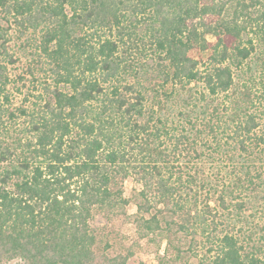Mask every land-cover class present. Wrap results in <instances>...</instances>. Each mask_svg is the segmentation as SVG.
Masks as SVG:
<instances>
[{
	"label": "trees",
	"instance_id": "obj_1",
	"mask_svg": "<svg viewBox=\"0 0 264 264\" xmlns=\"http://www.w3.org/2000/svg\"><path fill=\"white\" fill-rule=\"evenodd\" d=\"M0 14L34 37L12 45L0 23V264H127L90 225L127 204V177L139 234L174 251L158 264H190L178 234L203 247L196 264H264V0H0Z\"/></svg>",
	"mask_w": 264,
	"mask_h": 264
},
{
	"label": "rangeland",
	"instance_id": "obj_2",
	"mask_svg": "<svg viewBox=\"0 0 264 264\" xmlns=\"http://www.w3.org/2000/svg\"><path fill=\"white\" fill-rule=\"evenodd\" d=\"M0 23L5 27L10 22L7 23L5 17H2L0 14ZM10 24V43L13 45L15 42L16 46L17 44H20L21 47H26L27 38L29 39L33 37L31 31H27L19 38H15L16 25L13 23ZM18 49V47L15 48L18 52L17 54L22 55L23 51H18ZM37 63L32 64V66L34 65L36 68L34 69L36 75L35 80L40 79L46 80L48 83L52 82L49 65L43 64L42 61H39L38 64ZM21 68L22 65L19 66V69ZM25 83L26 85L23 87V90L26 91L32 89L33 82L26 80ZM33 90L35 89H32V91ZM258 90L260 94L259 96H261L260 101L264 104V89ZM169 110L171 115L176 113L175 109L169 108ZM140 188L141 185L135 179L127 177L122 184L123 195L128 199L127 204L122 208H116L114 210H94L90 219V225L97 234L100 246L102 248H107V252L110 255L119 252H132L127 264H158L159 256L167 253V257L171 258V256L174 255V251L173 249L168 248L166 239L161 235L164 233L156 232L145 236L139 234L133 219V214L136 212V204L141 200L138 195ZM152 212H154L153 209ZM145 216L148 217V214H145ZM189 240V237L178 234L174 237V245H179L188 251L189 263L196 264L202 254L203 247H200L199 245L195 248L193 247V250L189 251Z\"/></svg>",
	"mask_w": 264,
	"mask_h": 264
}]
</instances>
